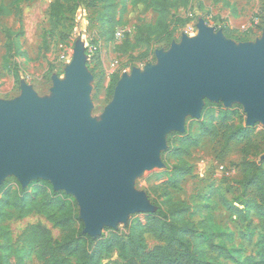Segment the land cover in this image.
<instances>
[{
	"label": "rangeland",
	"instance_id": "374dc122",
	"mask_svg": "<svg viewBox=\"0 0 264 264\" xmlns=\"http://www.w3.org/2000/svg\"><path fill=\"white\" fill-rule=\"evenodd\" d=\"M173 1L175 7L164 16L146 9L142 0H113L116 22L111 28L105 17L106 3L100 0H61L55 8L51 7L54 0H0L10 11L0 17V101L16 100L23 89H30L38 101L53 100L54 83L66 81V69L77 49L89 74L87 117L100 124L114 99V91L107 95L110 81L117 79V85L123 75L130 77L133 69H139L137 62L128 65L138 54L151 52L149 64L159 67L155 53L167 54L183 38L195 39L199 23L235 47L254 46L263 37L264 0ZM116 34H121L119 40ZM124 34L140 47L129 54L118 51ZM201 104L199 118L183 116L182 132L171 130L163 135L164 146L157 152L160 166L131 180L130 188L140 195L142 210L128 213L112 226L104 225L90 237L94 244L89 249L96 244L106 249L111 240L128 241L133 236L147 250L161 245L143 230L146 216L161 208L170 218L183 211L184 220L201 239L200 246L212 244L228 252L227 258L210 247L205 249L208 264H259L264 246V194L257 197V192L245 187L241 165L254 162L264 175V125L259 121L247 125V114L236 101L226 107L222 99L211 101L203 96ZM189 143L194 144L187 148ZM37 181L43 180L31 179L26 185L14 175L1 180L0 264H40L36 248L21 240L29 225L43 224L57 241L63 232L54 220L69 222L71 233L79 228L70 220L74 215L80 220L74 195L57 191L68 198L56 196L63 201L47 206L50 189ZM24 197L44 211L20 217L16 206ZM82 233L86 234L84 224ZM99 264L122 262L113 249L103 251Z\"/></svg>",
	"mask_w": 264,
	"mask_h": 264
},
{
	"label": "water",
	"instance_id": "95a60500",
	"mask_svg": "<svg viewBox=\"0 0 264 264\" xmlns=\"http://www.w3.org/2000/svg\"><path fill=\"white\" fill-rule=\"evenodd\" d=\"M195 39L183 38L169 53L156 52L151 64L123 75L102 122L87 117L89 74L79 51L54 83V99L38 101L23 89L0 101V183L14 175L50 182L54 191L73 194L85 233L142 210L130 188L135 175L159 167L158 151L168 131H183V116L199 118L201 98L240 103L247 125H264V30L254 46L235 47L203 23Z\"/></svg>",
	"mask_w": 264,
	"mask_h": 264
},
{
	"label": "trees",
	"instance_id": "16d2710c",
	"mask_svg": "<svg viewBox=\"0 0 264 264\" xmlns=\"http://www.w3.org/2000/svg\"><path fill=\"white\" fill-rule=\"evenodd\" d=\"M29 1V0H24ZM61 0H54L52 8L60 5ZM106 3L107 11L105 17L107 23L112 26L115 25V12L116 7L111 3L113 0H100V2ZM146 9H153L159 11V13L166 15L167 11L175 7L176 2L173 0H142ZM10 14L9 8L0 5V17ZM229 35V33H227ZM114 36V34H113ZM138 37V36H137ZM122 44L118 47V51L125 53H131L138 49L139 43L133 44L128 35L124 34L121 40ZM151 52L145 51L142 54H138L128 65L132 66L137 62L136 66L140 64L147 65L152 60L149 57ZM93 59L87 61L89 65ZM117 79L113 78L110 81V85L107 91V95L112 96L116 86ZM207 107L210 103H206ZM246 130V129H245ZM243 130V132L245 131ZM242 132V130H240ZM208 135H212L207 133ZM188 139V137L186 138ZM194 143H189L187 148ZM244 184L247 189H251L252 192H257L258 196L264 194V175L259 174L261 167L256 163L248 162L243 163ZM253 173L250 176V173ZM44 187H48L51 192L50 200L47 206L53 205L58 201L62 202L63 198H68L61 192H53L51 185L48 182L37 181ZM56 196H61L62 199H56ZM54 197V198H53ZM261 198H259V201ZM72 206H75V201H70ZM45 206L44 208H46ZM260 208V207H259ZM38 206L34 200H30L24 197L20 200L19 206H16L20 217L27 216L35 211H44V209L37 210ZM183 211H179L175 218H170L166 213L158 208L156 212L148 214L145 218V224L143 230L146 233L152 235L156 240L161 242V245L155 246L151 250H147L141 243V239L136 237L134 239L133 229L130 234L133 238L128 241L111 240L109 241V247L106 249L96 244L92 248L89 246L94 244V240L87 234L82 233L83 224L77 217V215L71 216L70 220L73 223H77V232H70L69 222L60 223L55 221V224L59 226L63 232L62 238L57 241L51 237L50 231L41 223L29 225L21 234L22 242L27 244L30 248L33 246L36 248L37 260L40 264H99L100 255L103 251L116 249L118 256L122 264H208L205 260V249L210 247L212 252H217L218 255L223 257H229L228 252L212 244H208V247L204 245L200 246V238L195 235V228L189 225V221H185L183 218ZM69 221V220H68ZM140 228H136L138 230ZM137 234H140L138 232ZM259 264H264V246L260 251Z\"/></svg>",
	"mask_w": 264,
	"mask_h": 264
},
{
	"label": "built area",
	"instance_id": "2783aa9c",
	"mask_svg": "<svg viewBox=\"0 0 264 264\" xmlns=\"http://www.w3.org/2000/svg\"><path fill=\"white\" fill-rule=\"evenodd\" d=\"M191 31H193V29H192ZM120 38H121V34H116V35H115V39H116V40H119ZM144 66H145V65L140 64V65L138 66V68H139V69H142Z\"/></svg>",
	"mask_w": 264,
	"mask_h": 264
}]
</instances>
